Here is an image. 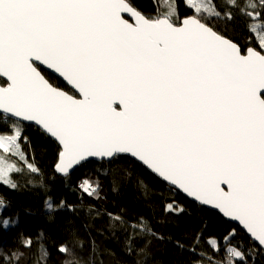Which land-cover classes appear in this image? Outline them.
Instances as JSON below:
<instances>
[{"label":"snow or ice","instance_id":"1","mask_svg":"<svg viewBox=\"0 0 264 264\" xmlns=\"http://www.w3.org/2000/svg\"><path fill=\"white\" fill-rule=\"evenodd\" d=\"M250 7L260 8L259 28L248 27L260 50H244L209 26L195 4L181 19L147 16L128 0H0V114L34 122L54 139L60 173L90 158L130 155L238 222L264 254V0ZM22 136L14 124L0 132V148ZM209 243L217 254L224 243L230 264H248L226 238ZM192 255L191 264H201Z\"/></svg>","mask_w":264,"mask_h":264},{"label":"trees","instance_id":"2","mask_svg":"<svg viewBox=\"0 0 264 264\" xmlns=\"http://www.w3.org/2000/svg\"><path fill=\"white\" fill-rule=\"evenodd\" d=\"M209 1L211 10L221 15L205 13L204 22L242 49L260 50L248 31L256 20L242 13L247 2L259 4V0ZM128 2L153 18L178 13L183 19L193 10L187 0ZM232 3L240 7H229ZM229 13L234 19H227ZM45 74L74 94L61 80ZM14 124L23 133L17 146L25 159L14 162L20 168L11 173L14 187L0 181V264H191L192 249L201 264H230L233 257L225 244L217 254L216 245L209 243L222 237L229 246L246 252L248 264H264V254L251 247L238 226L190 202L139 162L126 156L110 163H86L71 177L61 178L54 171L58 144L34 126L0 115V132L7 133ZM28 164L38 171L32 172ZM85 187L93 193L85 192ZM168 204L174 210H168ZM142 223L150 231L142 229ZM61 246L67 252L61 253Z\"/></svg>","mask_w":264,"mask_h":264},{"label":"water","instance_id":"3","mask_svg":"<svg viewBox=\"0 0 264 264\" xmlns=\"http://www.w3.org/2000/svg\"><path fill=\"white\" fill-rule=\"evenodd\" d=\"M132 5V4H131ZM133 6V5H132ZM134 7V6H133ZM144 14V13H143ZM124 16H125V18L126 19H129V21L130 22H132V18L127 14V13H125L124 14ZM42 68H43V66H42ZM44 71L47 73H49L51 76H53V77H55L57 80L59 79V80H61L65 85H66V87L68 88V89H70V90H72L73 92H74V94H72V93H70V92H68L70 95H74V96H76L77 98H80L79 97V93H78V90H76L75 88H74V86L73 85H71L68 81H66L63 77H60L58 74H56V73H54V72H52L51 70H46V69H44ZM0 80L1 81H3L4 82V78L3 77H0ZM0 85H2L1 83H0ZM61 89V88H60ZM61 90H63V89H61ZM63 91H65V90H63ZM65 92H67V91H65ZM0 115H2V116H4L5 118L7 117L8 119H10V120H12V121H14V122H18V123H21V124H23V125H26V126H28V125H31V126H34L35 128H37L38 130L40 129L41 130V128L39 127V126H37L34 122H27V121H22V120H14V119H12V118H10L8 115H6V114H0ZM42 131V130H41ZM43 132V131H42ZM49 137V136H48ZM49 138H51V137H49ZM52 139V138H51ZM54 142H55V140L54 139H52ZM56 143V142H55ZM57 144V143H56ZM129 157L130 159H132L133 161H135V162H139V161H137L135 158H132L130 155H128V154H120L119 156H116V157ZM116 157H113V158H111V160H109L108 158H103V159H101V158H90V162H88V163H94V162H97V163H104V162H107V163H110V162H112ZM140 163V162H139ZM86 164V163H85ZM141 164V163H140ZM142 165V164H141ZM55 167H54V171H55V173H56V175L57 176H59V177H63V178H68V177H71V175H73V173L77 170V169H79L80 167H82L83 166V164L82 165H79V166H74L73 168H71L69 171H68V173L67 174H64V173H60V172H58L57 171V169H56V164L54 165ZM146 170H148L149 172H151L146 166H144V165H142ZM152 173V172H151ZM153 174V173H152ZM154 175V174H153ZM156 176V175H155ZM157 177V176H156ZM158 178V177H157ZM158 179H160L161 181H162V179L161 178H158ZM162 182H164V181H162ZM167 186H169V187H171V188H173L175 191H177V192H179L180 194H182L186 199H188L190 202H194V203H196L199 207H205L206 209H208L209 211H211V212H217V213H219L220 215H221V217L223 218V219H225L227 222H230V223H232L233 225H236V226H238L245 234H247L245 231H244V229H243V226L242 225H239V223L238 222H235V221H230L227 217H224L223 216V214L218 210V209H216V208H214L213 206H211V205H205V204H203L202 202H200V201H197L195 198H193V197H190V196H188L186 193H184L182 190H180V189H178L177 187H175V186H172V185H170L169 183H167V182H164ZM227 190V189H226Z\"/></svg>","mask_w":264,"mask_h":264},{"label":"rangeland","instance_id":"4","mask_svg":"<svg viewBox=\"0 0 264 264\" xmlns=\"http://www.w3.org/2000/svg\"><path fill=\"white\" fill-rule=\"evenodd\" d=\"M187 3L189 5L195 4L198 8L201 9V12L203 14L205 13H213V10L210 8V1L209 0H187ZM253 4L251 2H247L244 6V9L242 11L243 14L249 15V18H252L256 20V22L251 25L252 27L259 28L260 22L256 19V8L250 7V5ZM190 6V7H191ZM25 157L21 155L20 147L17 145H5V147L0 148V170L5 169H11V171L8 172L7 176L3 179H0V181L8 183V181H11V173L12 172H18L20 168L16 167L14 162H23ZM9 184V183H8Z\"/></svg>","mask_w":264,"mask_h":264},{"label":"built area","instance_id":"5","mask_svg":"<svg viewBox=\"0 0 264 264\" xmlns=\"http://www.w3.org/2000/svg\"><path fill=\"white\" fill-rule=\"evenodd\" d=\"M88 192L92 194L93 190L91 188H88Z\"/></svg>","mask_w":264,"mask_h":264}]
</instances>
